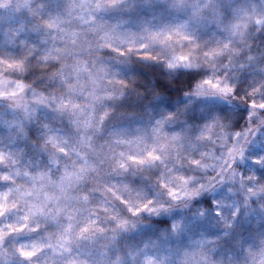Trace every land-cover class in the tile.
Returning a JSON list of instances; mask_svg holds the SVG:
<instances>
[{"label": "clouds", "instance_id": "clouds-1", "mask_svg": "<svg viewBox=\"0 0 264 264\" xmlns=\"http://www.w3.org/2000/svg\"><path fill=\"white\" fill-rule=\"evenodd\" d=\"M0 264H264V0H0Z\"/></svg>", "mask_w": 264, "mask_h": 264}]
</instances>
